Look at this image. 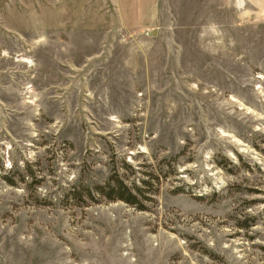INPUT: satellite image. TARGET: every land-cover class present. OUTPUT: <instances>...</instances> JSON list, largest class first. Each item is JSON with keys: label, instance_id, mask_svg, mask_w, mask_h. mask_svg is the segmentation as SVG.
Here are the masks:
<instances>
[{"label": "rangeland", "instance_id": "374dc122", "mask_svg": "<svg viewBox=\"0 0 264 264\" xmlns=\"http://www.w3.org/2000/svg\"><path fill=\"white\" fill-rule=\"evenodd\" d=\"M118 4L0 0V264H264V0Z\"/></svg>", "mask_w": 264, "mask_h": 264}, {"label": "trees", "instance_id": "16d2710c", "mask_svg": "<svg viewBox=\"0 0 264 264\" xmlns=\"http://www.w3.org/2000/svg\"><path fill=\"white\" fill-rule=\"evenodd\" d=\"M9 183H13L10 182ZM151 180L141 182L143 188H139L137 184L129 185L118 174H114L110 179L101 185H96L93 189L88 188L87 197L90 201H106V202H123L139 211H146V202L151 201L148 196L147 188L152 185ZM74 195V194H72Z\"/></svg>", "mask_w": 264, "mask_h": 264}, {"label": "crops", "instance_id": "0c3cea01", "mask_svg": "<svg viewBox=\"0 0 264 264\" xmlns=\"http://www.w3.org/2000/svg\"><path fill=\"white\" fill-rule=\"evenodd\" d=\"M118 4V7H121V8H124V9H127L128 11L130 12H136L138 9L141 8V5H140V0H115ZM129 16V14H128ZM127 16V18H129ZM133 18V17H131ZM124 23H127V24H133L134 21L132 20H127L126 22Z\"/></svg>", "mask_w": 264, "mask_h": 264}]
</instances>
